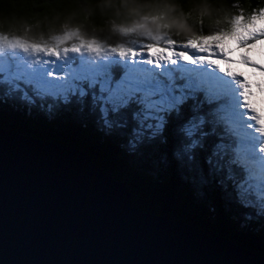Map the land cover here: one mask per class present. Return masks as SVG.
Here are the masks:
<instances>
[{"label":"snow or ice","instance_id":"snow-or-ice-1","mask_svg":"<svg viewBox=\"0 0 264 264\" xmlns=\"http://www.w3.org/2000/svg\"><path fill=\"white\" fill-rule=\"evenodd\" d=\"M257 21H264V7L248 16L241 11L230 19L229 27L210 34H203L201 28V34L180 41L164 31L144 37L124 32L125 42L120 45L81 39L66 46L64 41L70 36L46 45L0 32V104L7 103L5 93L10 92L26 103L47 97L64 106L76 105L81 111L87 107L98 114L97 122L107 133H126L130 150L153 149L161 163L174 165L199 185L227 175L223 165L229 161L228 167H239L248 175L243 165L232 160L228 148L230 133L222 107L229 103L228 93L213 94L203 86L199 74L181 71L199 66L231 86L241 119L257 134L259 150L250 159H258L264 192V115L254 106L252 85L243 73L221 66L242 64L264 72V67L245 54L257 44L264 45V27H256ZM226 41L234 42L235 47H225ZM235 51L241 54L234 61L231 53ZM73 56L80 59L72 61L67 76L37 67L67 62ZM17 57L25 61L21 63ZM256 87L260 89L259 84ZM130 120L134 123L131 129ZM173 120L176 142L171 151H161V146L167 145L165 131ZM216 183L225 188L219 179ZM227 184L233 189L244 186L231 179ZM236 195L238 198V191ZM261 201L264 203V196Z\"/></svg>","mask_w":264,"mask_h":264},{"label":"water","instance_id":"water-1","mask_svg":"<svg viewBox=\"0 0 264 264\" xmlns=\"http://www.w3.org/2000/svg\"><path fill=\"white\" fill-rule=\"evenodd\" d=\"M0 264H264L139 211L84 153L0 128Z\"/></svg>","mask_w":264,"mask_h":264},{"label":"trees","instance_id":"trees-1","mask_svg":"<svg viewBox=\"0 0 264 264\" xmlns=\"http://www.w3.org/2000/svg\"><path fill=\"white\" fill-rule=\"evenodd\" d=\"M83 2L84 0H0V32L23 38L14 27L17 20L33 21L51 14L53 10L76 7ZM179 2L188 11L192 0ZM213 2L217 7L226 5L231 10L215 30L229 27L230 19L241 11L248 16L254 9L264 7V0ZM95 23L100 25L101 18L96 17ZM210 33L207 27H203V34ZM198 34H201V29ZM176 39L183 41L186 38ZM181 71L199 74L204 80L203 86L213 94H218L221 90L228 93L229 103L222 107L230 133L227 140L232 160L238 161L247 172L258 166L254 160L246 162V156L249 155L247 150H239V141L243 142L249 136L240 132L230 113L231 106L236 103L231 87L223 81L217 84L214 75L206 77L203 74L205 69L187 68ZM5 95L7 103L0 104L1 129L80 151L102 174L123 184L129 194V204L139 211L164 215L170 221L223 238L264 258V203L252 187V183L258 179L247 178L248 175L239 167L235 170L228 167L231 161L223 165L228 170L227 175L222 178L218 175L210 183L199 185L186 179L174 165L161 163L159 154L153 149L144 148L137 152L130 150L127 146L128 135L107 133L97 122L98 114L92 113L87 107L81 111L76 105L64 106L47 97L26 103L23 99L13 98L10 92ZM185 115H188L187 109ZM175 124L176 121L173 120L167 126V145H162L161 151H171L175 144ZM133 126L134 123L130 120L129 128ZM217 179L225 185L224 189L217 185ZM229 179L233 184L239 181L244 186L233 189L227 184ZM236 191L239 192L238 198Z\"/></svg>","mask_w":264,"mask_h":264},{"label":"clouds","instance_id":"clouds-1","mask_svg":"<svg viewBox=\"0 0 264 264\" xmlns=\"http://www.w3.org/2000/svg\"><path fill=\"white\" fill-rule=\"evenodd\" d=\"M230 11L226 5L217 7L213 0H192L188 11L179 0H84L33 21L17 20L14 27L24 39L39 44L55 45L70 36L64 41L66 46L81 39L120 45L125 42L124 32L144 37L164 31L175 38H192L203 27L214 31ZM96 17L101 18L100 25Z\"/></svg>","mask_w":264,"mask_h":264},{"label":"rangeland","instance_id":"rangeland-1","mask_svg":"<svg viewBox=\"0 0 264 264\" xmlns=\"http://www.w3.org/2000/svg\"><path fill=\"white\" fill-rule=\"evenodd\" d=\"M256 27H264V21H257ZM225 47H235L234 42L226 41L224 44ZM240 51H235L231 53V59L237 60L240 56ZM245 54L250 58L251 61L255 62L256 64L260 65L261 67H264V45L257 44L255 48H250L246 50ZM9 55H11L9 53ZM19 62L23 63L25 61L24 57H17L16 58ZM78 56H73L69 61L67 62H57L56 64H48V65H38L37 67L41 70H44L47 68V70H53L55 69L57 71V76H67L70 73V66L72 61H79ZM68 65V66H66ZM223 67H228L233 69L234 71L238 73H243V77L249 81V83L252 85L251 91L254 93V95L251 97L253 100L254 106L257 107L261 114L264 115V72H261L258 68L254 69L252 67H246L242 64H222ZM195 70L201 69L199 66H196L193 68ZM206 77L209 75H214L207 70L203 73ZM215 77V80L217 84L222 83L221 80H219L218 77ZM225 84V82L223 81ZM260 85V89H257L256 85ZM227 85V84H225ZM229 86V85H228ZM231 87V86H229ZM230 113L232 115V118L236 120L234 123L239 127L240 132H243L244 134H247L249 138H246L243 140V142L239 141V150H247L248 156H246V162L249 163L250 157L252 155H255L256 152L259 150V143L257 140H255V136L252 135L253 131L248 130L246 127V121L241 119V114L239 110L237 109L236 103L235 105L231 106ZM253 145H255V152L253 151ZM238 152V151H237ZM249 160V161H247ZM258 160V159H257ZM257 166V165H256ZM254 169H250L248 171V177L247 178H253L258 179L254 183H252L253 191L258 193L261 197L264 196V192L261 191L260 187V180H261V171L259 166H257Z\"/></svg>","mask_w":264,"mask_h":264}]
</instances>
